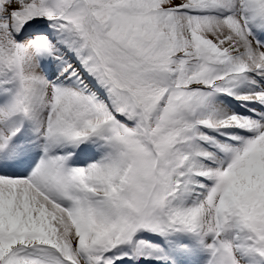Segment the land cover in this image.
<instances>
[{
	"label": "snow or ice",
	"instance_id": "6c2138e0",
	"mask_svg": "<svg viewBox=\"0 0 264 264\" xmlns=\"http://www.w3.org/2000/svg\"><path fill=\"white\" fill-rule=\"evenodd\" d=\"M0 264H264V0H0Z\"/></svg>",
	"mask_w": 264,
	"mask_h": 264
},
{
	"label": "rangeland",
	"instance_id": "374dc122",
	"mask_svg": "<svg viewBox=\"0 0 264 264\" xmlns=\"http://www.w3.org/2000/svg\"><path fill=\"white\" fill-rule=\"evenodd\" d=\"M177 2H179V0H177Z\"/></svg>",
	"mask_w": 264,
	"mask_h": 264
}]
</instances>
